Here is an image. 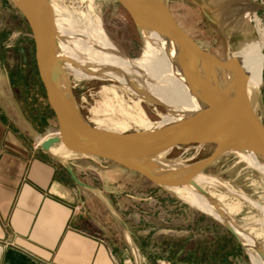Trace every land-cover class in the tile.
<instances>
[{"label":"rangeland","instance_id":"obj_1","mask_svg":"<svg viewBox=\"0 0 264 264\" xmlns=\"http://www.w3.org/2000/svg\"><path fill=\"white\" fill-rule=\"evenodd\" d=\"M3 1L0 0V37H3L1 34L4 32L8 34L4 36L7 37L5 42L0 41L4 43L3 47L0 44V63L7 69L24 72V102L30 105L28 112L32 119H38L47 126L54 113H48V105L45 106L46 111L39 107L40 96L46 94L36 65L35 46L29 44L22 51L16 44L20 34L30 33V30L11 0L7 2H11L13 13L7 11L5 16ZM228 1L169 0V4L183 29L219 58L226 59V52L230 49L229 37L235 33L239 37V40L231 43L235 55L254 41L259 42L260 51L264 54V0H242L245 13L249 3L257 6V9L246 13V21L240 16L238 0ZM51 3H58L64 8L58 14V20L66 27L79 32L87 30L88 35H104L127 58H145L142 35L121 4L111 0H52ZM198 4L203 5L205 11H201ZM69 76L82 113L90 121L110 128L119 121L126 125L127 131L147 129L166 118L170 108L168 111L162 104L168 107L172 105L152 101L147 87H143L139 95L128 88L124 89L112 79L83 78L74 74ZM21 78L16 75L17 82ZM249 96L264 121V68L261 84L254 91H249ZM214 150V144L182 145L171 150L166 155V161L172 165H189L208 157ZM105 162L109 166L114 164ZM204 173L215 177L213 182L207 179L201 184L204 191L218 201L236 223L248 229L264 251V175L241 159L238 153L221 155ZM123 178L124 185L110 194L118 195L122 215L130 218L136 232L145 236L143 246L148 253H143L146 256L141 259L143 262L254 264L241 240L212 212L191 202L185 194L178 193L174 188L154 184L144 176L126 170ZM108 189L113 188L110 185ZM249 238L252 237L249 235Z\"/></svg>","mask_w":264,"mask_h":264},{"label":"water","instance_id":"obj_2","mask_svg":"<svg viewBox=\"0 0 264 264\" xmlns=\"http://www.w3.org/2000/svg\"><path fill=\"white\" fill-rule=\"evenodd\" d=\"M11 1L23 13L32 30L38 72L57 120L54 133L45 135L40 146L64 164L78 185L95 188L76 175L69 161L73 157L108 161L167 188L193 182L199 173L226 153H252L260 165L257 170L264 175V121L250 99L242 59L238 56L221 59L202 47L178 23L169 0H111L129 12L142 38L141 28H144L158 33L173 47L174 66L196 96L195 103L178 117L154 129L136 131L115 130L90 121L82 113L70 76L65 80L59 68L49 17L52 0ZM228 68L237 74L235 80L228 76ZM189 144H214L215 150L208 157L189 164V168H184L186 171L161 169V161L166 160L171 150ZM55 146L65 148L69 154L60 157L53 150ZM222 210L226 217H216L239 240L241 238L233 227L247 232L264 259V251L251 232L236 223L224 208ZM117 217L127 229L124 220Z\"/></svg>","mask_w":264,"mask_h":264},{"label":"crops","instance_id":"obj_3","mask_svg":"<svg viewBox=\"0 0 264 264\" xmlns=\"http://www.w3.org/2000/svg\"><path fill=\"white\" fill-rule=\"evenodd\" d=\"M3 2L5 16L13 13L11 2ZM20 13L30 30L16 40L24 51L34 38ZM6 34L0 41L7 40ZM56 46L57 55L64 54ZM40 98L37 106L46 111L48 105V113L53 112L46 95ZM28 109L24 72L0 63V264H151L141 260L148 253L145 236L122 215L118 195L110 194L124 185V170L139 173L104 160L73 157L69 161L76 175L95 188L78 185L57 157L37 145L54 133L55 114L46 126L32 119ZM68 154L66 149L61 153Z\"/></svg>","mask_w":264,"mask_h":264},{"label":"bare ground","instance_id":"obj_4","mask_svg":"<svg viewBox=\"0 0 264 264\" xmlns=\"http://www.w3.org/2000/svg\"><path fill=\"white\" fill-rule=\"evenodd\" d=\"M89 1L92 2L94 0H84V2ZM61 6L58 3H50L49 17L53 26L51 28V35L54 47L57 50L58 36L61 50L64 53L58 54L57 56L60 61L59 68L65 80L70 74L83 78H114L125 87L124 89L128 88L139 95L143 87H147L152 101L155 103L159 101L172 104L169 107L166 104H162L168 111L170 108V111L166 118L158 121L154 126L149 127L151 129L178 117L195 103L196 96L190 91L183 77L174 66L173 47L158 33L141 28L146 56L143 60L130 59L120 53L114 44L104 35L100 36L99 33L94 34V36L88 35L87 30L79 32L73 28L66 27L58 20V14L64 9ZM253 9H257V6L249 3L246 13L248 14ZM67 11L72 12L68 9ZM97 31L100 32L101 30L97 29ZM237 56L243 61L242 65L247 78L248 93L249 91H254L262 82L264 68V54L260 51L259 42L254 41V43L247 44L245 49L240 51ZM227 74L232 80H235L237 77V74L230 68L227 69ZM111 128L122 131L126 130V125L118 121L113 123ZM64 149L63 147H58L53 150L60 157H66L61 155ZM237 153L241 159L248 162L251 166L256 169L260 168L259 163L252 153ZM160 167L162 170H177L181 168L184 171L190 166L172 165L166 160H163L160 163ZM213 178L215 177L208 176L202 172L194 178L193 182H189L184 186L174 187V189L182 195L185 194L191 202L199 207L209 210L215 216L224 219L226 216L222 212L223 208L218 201L213 199L210 194L200 190L203 182H206L207 179L213 182ZM262 211L264 212L263 208ZM233 228L248 249L253 263L264 264V259L253 238L248 239L249 235L246 232L235 227Z\"/></svg>","mask_w":264,"mask_h":264},{"label":"flooded vegetation","instance_id":"obj_5","mask_svg":"<svg viewBox=\"0 0 264 264\" xmlns=\"http://www.w3.org/2000/svg\"><path fill=\"white\" fill-rule=\"evenodd\" d=\"M228 2L231 3V0H229ZM198 5H199V7H201V11H205L203 5H201V4H198ZM240 7H241V8H240ZM237 8H239L238 10H239V12H240V16H241V18L244 19V20L246 21L247 18H248V16H247V14L245 13L244 6H243V1H242V0H238V7H237ZM239 34H240V32H238V35H239ZM241 34H242V33H241ZM224 36H225V35H224ZM224 38H225V41H226V37H224ZM236 40H239V37L236 35V33L230 35V37H229V42H230L229 47H230V49H228L227 52H226V58H227V57L237 56V55H235V53H233V46H232V44H231V43L235 42ZM226 44H227V43H226ZM78 86H79V85H77V87H78ZM77 87H75V88L77 89ZM90 89H91V88H87V90H90Z\"/></svg>","mask_w":264,"mask_h":264},{"label":"built area","instance_id":"obj_6","mask_svg":"<svg viewBox=\"0 0 264 264\" xmlns=\"http://www.w3.org/2000/svg\"><path fill=\"white\" fill-rule=\"evenodd\" d=\"M41 140L37 143V145H40Z\"/></svg>","mask_w":264,"mask_h":264},{"label":"trees","instance_id":"obj_7","mask_svg":"<svg viewBox=\"0 0 264 264\" xmlns=\"http://www.w3.org/2000/svg\"><path fill=\"white\" fill-rule=\"evenodd\" d=\"M34 41V40H33ZM147 179V178H146ZM149 180V179H148ZM150 181V180H149Z\"/></svg>","mask_w":264,"mask_h":264}]
</instances>
